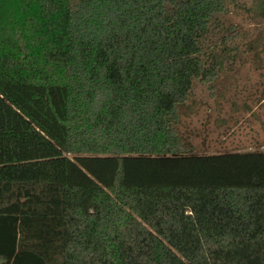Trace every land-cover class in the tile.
Instances as JSON below:
<instances>
[{"label":"trees","instance_id":"1","mask_svg":"<svg viewBox=\"0 0 264 264\" xmlns=\"http://www.w3.org/2000/svg\"><path fill=\"white\" fill-rule=\"evenodd\" d=\"M222 8L0 0V264H264V150L174 128Z\"/></svg>","mask_w":264,"mask_h":264},{"label":"rangeland","instance_id":"2","mask_svg":"<svg viewBox=\"0 0 264 264\" xmlns=\"http://www.w3.org/2000/svg\"><path fill=\"white\" fill-rule=\"evenodd\" d=\"M220 2L223 8L211 15L206 31L199 36L203 68L213 65L215 73L209 79L201 74L192 79L174 128L195 153L235 147L264 150V130L258 125L264 123V116L261 121L260 116L254 119L244 117V111L230 110L232 104L264 102V0ZM258 112L262 111L254 110L252 115ZM220 117L224 118L222 124L218 123Z\"/></svg>","mask_w":264,"mask_h":264},{"label":"crops","instance_id":"3","mask_svg":"<svg viewBox=\"0 0 264 264\" xmlns=\"http://www.w3.org/2000/svg\"><path fill=\"white\" fill-rule=\"evenodd\" d=\"M250 23H255L254 21H252V22H250ZM260 23V22H259ZM262 24H264V21H263V19H262ZM263 98H264V96H263ZM257 109H260L262 112L264 111V102H262V101H257V102H255V103H252V104H246L245 106H243V105H235V104H232L231 106H230V110H239V111H244V117H254V119H257L256 118V116H258V118H259V116H260V119L259 120H261L262 121V119L263 118H261L262 116H264V114L261 112V113H256L255 115H252L253 114V111L254 110H257ZM230 114H236V115H238L236 112H231ZM229 114V116H231ZM223 119L224 118H222V117H220V119H219V124H222L223 123ZM234 120H237L236 119V117H235V119ZM239 123H240V121H239ZM258 125L260 126V127H262L263 128V130H264V123H258ZM234 127V125H232V127H230V128H233ZM229 130H233V129H229ZM230 131V132H231ZM227 133H229V131H226V134ZM239 147H235L234 149H232V150H229V151H243V150H261V147L260 148H246V149H244V148H242V150H239L238 149ZM225 151V150H224ZM223 151V152H224ZM210 153H213V152H210Z\"/></svg>","mask_w":264,"mask_h":264}]
</instances>
